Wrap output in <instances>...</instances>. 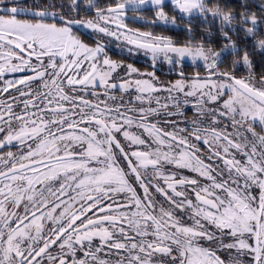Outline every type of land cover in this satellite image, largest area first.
I'll list each match as a JSON object with an SVG mask.
<instances>
[{"label":"snow or ice","instance_id":"6c2138e0","mask_svg":"<svg viewBox=\"0 0 264 264\" xmlns=\"http://www.w3.org/2000/svg\"><path fill=\"white\" fill-rule=\"evenodd\" d=\"M0 264H264V0H0Z\"/></svg>","mask_w":264,"mask_h":264},{"label":"flooded vegetation","instance_id":"af4514ba","mask_svg":"<svg viewBox=\"0 0 264 264\" xmlns=\"http://www.w3.org/2000/svg\"><path fill=\"white\" fill-rule=\"evenodd\" d=\"M41 3H48L49 0H40ZM34 3H37V0H25L23 2H19L18 4L22 7H31ZM130 27H141L143 28V25L141 24H134L127 22ZM157 34H165L167 31L162 30L161 27H156L152 29ZM84 31V30H81ZM84 39L87 40L89 43H94L95 37L94 36H85ZM103 41L105 43V52L106 54L113 60H116L118 62L122 61L124 65L126 66L128 63H132L135 67L139 68L141 72L144 71H153L155 70L157 77L161 81H168V80H175L178 77L176 72L178 69L170 71V65H168L166 62L163 61L161 58L156 66L155 69H153L151 57L144 56V55H132L131 53L124 52V50H121V47H123L124 44H126L125 41L117 40L114 37H103ZM118 47V48H117ZM190 61H186L184 64V71L186 74L191 75L195 71H197ZM123 75V73H121ZM128 97H125V100H127ZM22 107V105H21ZM191 115V113H189ZM14 151L16 149H13ZM187 175H194L193 173H187ZM22 211V209H21ZM225 259H227V256H225Z\"/></svg>","mask_w":264,"mask_h":264},{"label":"rangeland","instance_id":"374dc122","mask_svg":"<svg viewBox=\"0 0 264 264\" xmlns=\"http://www.w3.org/2000/svg\"><path fill=\"white\" fill-rule=\"evenodd\" d=\"M130 49H132V50H130ZM121 50H124V52L131 53L132 55H144V56H146L142 50L137 51L134 49L133 46L127 45V43L124 44L123 47H121Z\"/></svg>","mask_w":264,"mask_h":264},{"label":"trees","instance_id":"16d2710c","mask_svg":"<svg viewBox=\"0 0 264 264\" xmlns=\"http://www.w3.org/2000/svg\"><path fill=\"white\" fill-rule=\"evenodd\" d=\"M56 2H58V0H56ZM106 2H107V0H101V4H102V5H103L104 3H106ZM127 22H128V21H126V23H127ZM162 30L167 31V30L164 29L163 27H162ZM165 35H176V33L167 31V32L165 33Z\"/></svg>","mask_w":264,"mask_h":264},{"label":"water","instance_id":"95a60500","mask_svg":"<svg viewBox=\"0 0 264 264\" xmlns=\"http://www.w3.org/2000/svg\"><path fill=\"white\" fill-rule=\"evenodd\" d=\"M23 1H25V0H16L17 3H19V2H23ZM128 16L131 17V16H132V13L129 12V13H128ZM127 21L130 22V23H133V21H132L131 19H128ZM134 24H138V23H134Z\"/></svg>","mask_w":264,"mask_h":264}]
</instances>
